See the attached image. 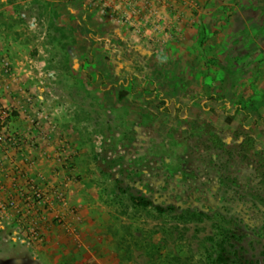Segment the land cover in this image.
<instances>
[{"label": "rangeland", "instance_id": "rangeland-1", "mask_svg": "<svg viewBox=\"0 0 264 264\" xmlns=\"http://www.w3.org/2000/svg\"><path fill=\"white\" fill-rule=\"evenodd\" d=\"M262 175L264 0H0V264H264Z\"/></svg>", "mask_w": 264, "mask_h": 264}, {"label": "trees", "instance_id": "trees-1", "mask_svg": "<svg viewBox=\"0 0 264 264\" xmlns=\"http://www.w3.org/2000/svg\"><path fill=\"white\" fill-rule=\"evenodd\" d=\"M211 99L215 100L217 99L216 96H212ZM252 137H248V139L251 140ZM249 141V140H248ZM250 142V141H249ZM243 151L242 153H240V156L242 157V155L245 156L248 155L249 153V147L248 145L245 143V145L243 144V146L240 149V152ZM231 166L228 165H221L219 168L222 171V173L226 174L229 172V170H231V168H228ZM260 167V165H257L255 167V171ZM229 176V175H228ZM116 182L118 183V188L121 192L123 193H129L130 191L127 190V188H124V186L120 185L124 183V180L118 178L116 179ZM258 185L264 186V175H262V177H259V181H258ZM126 186H129V183H126ZM130 200L132 201V203L137 206V207H154L157 211L159 212H165L167 210H176L177 205H170L169 207H164L161 204H155V201L144 195V194H129ZM192 216L196 217L197 214L194 213L192 214ZM225 238L222 239L221 242H219V254L217 256V263L219 264H258L256 261L246 257L245 255L240 253V250L238 249H234L235 245L234 243H231V239L230 236L227 234V232L224 233Z\"/></svg>", "mask_w": 264, "mask_h": 264}]
</instances>
